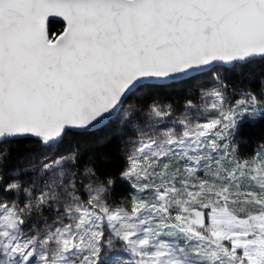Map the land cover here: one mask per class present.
I'll return each instance as SVG.
<instances>
[{"label": "snow or ice", "instance_id": "6c2138e0", "mask_svg": "<svg viewBox=\"0 0 264 264\" xmlns=\"http://www.w3.org/2000/svg\"><path fill=\"white\" fill-rule=\"evenodd\" d=\"M0 264H264V0H0Z\"/></svg>", "mask_w": 264, "mask_h": 264}, {"label": "trees", "instance_id": "16d2710c", "mask_svg": "<svg viewBox=\"0 0 264 264\" xmlns=\"http://www.w3.org/2000/svg\"><path fill=\"white\" fill-rule=\"evenodd\" d=\"M256 86L257 87L259 86L258 82H257ZM242 134L243 135H248V134H250V130L245 129ZM94 147H95L96 150H100L103 146L98 143ZM11 151H12L14 156H23L26 151H29V149H26V148H23V147L17 148L16 146H12ZM32 151H35V150L32 149ZM21 162L25 163V164L28 163L27 160H24V161H21Z\"/></svg>", "mask_w": 264, "mask_h": 264}]
</instances>
